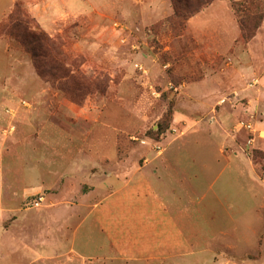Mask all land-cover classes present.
I'll return each mask as SVG.
<instances>
[{
    "label": "rangeland",
    "instance_id": "1",
    "mask_svg": "<svg viewBox=\"0 0 264 264\" xmlns=\"http://www.w3.org/2000/svg\"><path fill=\"white\" fill-rule=\"evenodd\" d=\"M234 1L244 0H218L173 26L172 0H73L57 13L45 11L48 3L16 0L40 30L65 43L73 76L51 83L21 42L5 35L16 2L0 0V18L8 14L0 19V253L14 254L10 264H39L51 242L70 239L83 219L90 236L98 224L113 236L116 221L125 237L126 218L129 237L146 238L142 209L162 203V178L171 182L164 202L179 207L156 218L177 225L166 245L169 264H264V150L254 141L264 132L243 117L224 132L208 96L197 95L219 68L213 47L225 56L231 48L224 57L231 87L240 88L239 73L248 87L260 85L246 74L249 64L240 69L236 61L247 62L244 50L260 44L251 65L264 74V19L253 39L242 40ZM243 103L224 99L222 108L233 116ZM178 113L185 118L175 122ZM164 156H178L182 173L149 186L147 172L160 173ZM67 245L58 247L65 253Z\"/></svg>",
    "mask_w": 264,
    "mask_h": 264
},
{
    "label": "crops",
    "instance_id": "2",
    "mask_svg": "<svg viewBox=\"0 0 264 264\" xmlns=\"http://www.w3.org/2000/svg\"><path fill=\"white\" fill-rule=\"evenodd\" d=\"M73 0H35V3H48V7L44 8L45 11L48 13H53L58 11L57 6L64 3L67 4L68 2L71 3ZM84 1V0H83ZM12 7L16 0H11ZM83 8V7H82ZM10 11L12 8H10ZM10 13V12H9ZM8 15L7 13L3 14L1 20ZM38 17H40V14H38ZM258 38V36H257ZM1 40V39H0ZM9 46V45H7ZM6 46V48H7ZM212 48V47H211ZM231 48H229L230 52ZM263 47L262 45H256L249 44L248 49L244 50V56L246 57L247 62H243L241 58H239L236 63L240 66V69H243L244 66H242V63L249 64V68L246 71V74L249 77H255V81H257L260 85L259 86H253L252 88L248 87L249 80L243 79L242 74L241 75V81L240 88L236 89L233 86L231 87V81L233 80V77L231 79V75L228 74V70L230 68V64H228L226 61H224V57L226 56L221 53L220 50L216 48H212L211 52L214 54L215 58L218 59L217 66H219L218 69H215L211 74H209V77L204 78L201 80V83H207V86L200 87L197 91V95L200 96H208V98L211 101V107L212 111L211 114H213L215 123H219L220 127L224 132L226 129L224 128L227 125H231L232 121L234 123L238 122L239 119L237 117H243L246 120H248L251 125L254 127L256 132L262 131L264 132V102L262 103V91L264 89V74L259 76L256 72V68L254 65L256 64L257 59L253 58V53L255 51H262ZM241 57V56H238ZM255 57V56H254ZM237 59L236 57H234ZM257 58V57H256ZM232 63V62H231ZM247 67V66H246ZM196 94V93H195ZM12 94L8 92L7 97L3 98L4 100L8 97H11ZM234 98V100L237 98V100L241 99H248L249 104L243 103V106L239 104L237 106V109L234 110V115L230 114L229 111L224 110L222 108V100ZM9 99V98H8ZM245 104V105H244ZM235 116V117H234ZM184 116L180 115L178 113V116L175 120H184ZM0 115V127L2 126V119ZM185 118V117H184ZM259 140L256 141L254 139L255 143L258 144L262 150H264V139L261 137ZM4 139L2 138V135L0 136V152L4 150L5 143ZM161 171L160 173L156 172L155 169L152 167L149 168L150 175L147 176V181H149V186H156L157 188L160 187L159 184H161L158 179L160 180L161 177H167L169 176L173 178V176L180 175L182 173L181 168L179 165H181V161L178 158V156H164L161 161ZM163 189H162V203L158 206H147L142 211L146 213V219L148 222V229H147V236L144 239H136L134 236L133 239H131L129 236L131 235L133 225L130 224V222L125 218V222L121 225L123 226V230L125 231V237L122 235V232L119 229L118 223L113 221L114 224V234L113 236L104 235L102 226L99 224L97 225L99 227V233L97 237L90 236L89 235V228L90 225H84V219L82 220V225L78 226L75 233L70 237V239H54V241L51 242V252L47 255H41L40 258L36 261L39 264H53V262H56L58 259H61L63 257H67L68 255L70 258L64 260L65 258L61 259L64 261L63 264H88L90 262V258H93V260L97 264H124L131 263L136 264V262H154V261H161L162 264H169L168 261L170 260V250L168 251V247L166 246L169 244V231L173 227V230L176 228L177 225L173 223L172 227H169L166 222H162L161 220H157L156 218L163 219L164 220V214L169 215V212H175L179 211V207L176 206V204H171L164 202L165 198L168 199L169 192L167 191L168 186L171 187V182H168V180L164 181V179H161ZM5 184H1V189L4 190ZM157 196V195H156ZM158 199V198H157ZM129 206V205H128ZM119 207L118 203L116 202L112 209L109 207H106L105 211H113L114 208ZM69 208H74V206H70ZM76 211H84L83 208H87L84 206H75ZM78 208H80L78 210ZM70 209V210H71ZM87 210V209H86ZM160 211L162 215L160 216L158 213ZM148 214V217H147ZM70 214H68V217ZM160 216V217H159ZM78 217V216H77ZM118 217V216H117ZM124 217V216H123ZM89 216H86L85 220L88 219ZM78 220L79 217H78ZM109 222L107 221V224ZM137 227L134 229L136 230ZM184 236V232H181ZM177 234H180V232L177 231ZM112 238V239H111ZM6 240V239H5ZM9 240V239H7ZM40 242L38 244L45 243L43 239H39ZM62 243L68 244L66 252H61V247H58V245H61ZM171 244V243H170ZM88 246V247H87ZM45 247V246H44ZM179 249V247L174 248V250ZM93 253V254H91ZM176 257H173L175 259L180 258V252L175 253ZM14 256L13 253L10 252H4L0 253V264H10L9 260H12V257ZM182 256V254H181ZM167 261V263H166ZM33 264V263H32ZM58 264V263H56ZM62 264V263H60Z\"/></svg>",
    "mask_w": 264,
    "mask_h": 264
},
{
    "label": "trees",
    "instance_id": "3",
    "mask_svg": "<svg viewBox=\"0 0 264 264\" xmlns=\"http://www.w3.org/2000/svg\"><path fill=\"white\" fill-rule=\"evenodd\" d=\"M218 0H172L173 17L168 19L171 25L185 23ZM232 6L238 15L241 39L248 42L255 37L257 29L264 19V0L234 1ZM178 26V27H180ZM5 30V29H4ZM5 35L16 38L32 56L37 70L50 77V82L70 80L74 71L70 68L64 53L65 43L59 37L44 33L16 2L14 10L6 20Z\"/></svg>",
    "mask_w": 264,
    "mask_h": 264
},
{
    "label": "built area",
    "instance_id": "4",
    "mask_svg": "<svg viewBox=\"0 0 264 264\" xmlns=\"http://www.w3.org/2000/svg\"><path fill=\"white\" fill-rule=\"evenodd\" d=\"M240 125H241V126H245L244 124H240ZM247 127H248V128H250V127H251V125H248Z\"/></svg>",
    "mask_w": 264,
    "mask_h": 264
}]
</instances>
